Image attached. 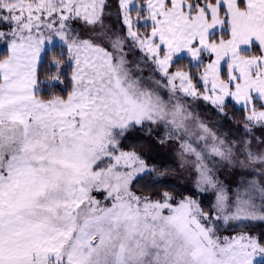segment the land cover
<instances>
[{"label": "snow or ice", "instance_id": "snow-or-ice-1", "mask_svg": "<svg viewBox=\"0 0 264 264\" xmlns=\"http://www.w3.org/2000/svg\"><path fill=\"white\" fill-rule=\"evenodd\" d=\"M0 264H264V0H0Z\"/></svg>", "mask_w": 264, "mask_h": 264}]
</instances>
